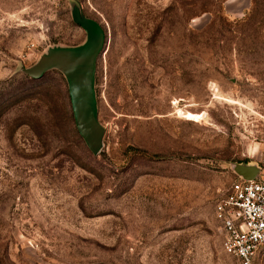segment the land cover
I'll use <instances>...</instances> for the list:
<instances>
[{
    "label": "rangeland",
    "instance_id": "obj_1",
    "mask_svg": "<svg viewBox=\"0 0 264 264\" xmlns=\"http://www.w3.org/2000/svg\"><path fill=\"white\" fill-rule=\"evenodd\" d=\"M87 20L97 156L63 74L24 73ZM234 165L264 175V0H0V264H236L214 217Z\"/></svg>",
    "mask_w": 264,
    "mask_h": 264
},
{
    "label": "water",
    "instance_id": "obj_2",
    "mask_svg": "<svg viewBox=\"0 0 264 264\" xmlns=\"http://www.w3.org/2000/svg\"><path fill=\"white\" fill-rule=\"evenodd\" d=\"M82 28L86 33L83 45L50 49L36 65L25 69L24 73L33 80L41 79L51 70L63 74L68 86L76 130L90 153L97 156L102 147L104 129L98 121L94 83L97 60L103 53L107 35L94 21H85ZM233 171L240 179L253 180L259 173V168L251 165H234Z\"/></svg>",
    "mask_w": 264,
    "mask_h": 264
},
{
    "label": "built area",
    "instance_id": "obj_3",
    "mask_svg": "<svg viewBox=\"0 0 264 264\" xmlns=\"http://www.w3.org/2000/svg\"><path fill=\"white\" fill-rule=\"evenodd\" d=\"M222 234V250L236 264H256L264 248V175L237 179L214 207Z\"/></svg>",
    "mask_w": 264,
    "mask_h": 264
},
{
    "label": "bare ground",
    "instance_id": "obj_4",
    "mask_svg": "<svg viewBox=\"0 0 264 264\" xmlns=\"http://www.w3.org/2000/svg\"><path fill=\"white\" fill-rule=\"evenodd\" d=\"M179 114L182 116V118L191 122H199L202 118L200 114H193L190 112H180Z\"/></svg>",
    "mask_w": 264,
    "mask_h": 264
},
{
    "label": "crops",
    "instance_id": "obj_5",
    "mask_svg": "<svg viewBox=\"0 0 264 264\" xmlns=\"http://www.w3.org/2000/svg\"><path fill=\"white\" fill-rule=\"evenodd\" d=\"M256 264H264V248H262L256 259Z\"/></svg>",
    "mask_w": 264,
    "mask_h": 264
}]
</instances>
